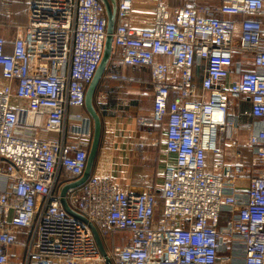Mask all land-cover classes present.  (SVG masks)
<instances>
[{
    "label": "built area",
    "instance_id": "built-area-1",
    "mask_svg": "<svg viewBox=\"0 0 264 264\" xmlns=\"http://www.w3.org/2000/svg\"><path fill=\"white\" fill-rule=\"evenodd\" d=\"M134 2L116 0L112 62L148 69L152 113L137 123L165 124L174 166L158 190L122 189L91 174L64 198L105 248L111 233H129L126 244L106 248L112 264H264V0L174 7L156 0L150 28L128 25ZM106 26L101 0H30L26 24L10 42L0 36V264H105L60 191L86 166L93 125L85 92ZM242 99L257 129L229 113ZM241 129L253 155L248 178L235 144ZM221 137L234 149L230 162ZM209 160L216 172L207 170ZM63 171L69 178L61 179Z\"/></svg>",
    "mask_w": 264,
    "mask_h": 264
},
{
    "label": "crops",
    "instance_id": "crops-1",
    "mask_svg": "<svg viewBox=\"0 0 264 264\" xmlns=\"http://www.w3.org/2000/svg\"><path fill=\"white\" fill-rule=\"evenodd\" d=\"M201 4L216 6L220 0H199ZM156 0H135L132 14L127 23L134 28H150ZM169 7L184 6L187 0H165ZM30 0H0V36L10 42L15 27L26 24ZM8 45H10L8 43ZM123 68V67H121ZM126 69L137 70V67ZM146 71V70H145ZM103 75L94 94L93 103L101 121V137L98 152L92 168V173L114 179L122 189L130 186L149 185L158 190L167 168L173 167L175 156L165 150V124H138L139 118H148L152 113L153 87L149 73L131 76L124 81L108 78ZM122 82L117 85H107L108 82ZM231 79L225 81L229 85ZM2 79L0 77V87ZM12 104L23 106L22 101L13 100ZM250 108L247 99L233 101L229 113L236 115L242 125L252 124L259 127L258 119L244 114ZM86 112L85 106L83 108ZM89 116V115H88ZM90 117V116H89ZM40 139L55 138L54 134L42 133L36 135ZM235 144L242 156L241 163L245 167L248 178L254 173L251 165L252 153L248 145V134L241 130L235 132ZM143 147L139 148L138 145ZM221 147L225 153V161L233 160L231 141L221 137ZM207 170L216 172L209 160ZM243 182V181H242ZM241 182V183H242ZM246 184V181L243 182ZM242 185V186H243ZM111 233L105 240L106 248L126 244L128 232ZM114 236V237H112ZM117 237V239H116ZM119 242V244H118ZM117 243V244H116Z\"/></svg>",
    "mask_w": 264,
    "mask_h": 264
},
{
    "label": "water",
    "instance_id": "water-1",
    "mask_svg": "<svg viewBox=\"0 0 264 264\" xmlns=\"http://www.w3.org/2000/svg\"><path fill=\"white\" fill-rule=\"evenodd\" d=\"M102 3L104 4L105 7V12H106V18H107V26H106V39H105V44L103 48V54H102V59L94 73V76L89 83L86 92H85V101H84V106L86 109V112L92 119V140H91V145L88 151V156H87V161H86V166L84 169V172L82 176L77 179L74 182H70L65 184L61 191H60V196H61V204L64 208V210L70 214L71 216L81 220L82 222L86 223L88 227L90 228L93 237L95 239V242L98 246V249L101 253V255L105 259V264H112L109 257L107 256L106 253V248L103 244V241L101 237L99 236L96 228L93 226L91 222H89L84 216L80 215L79 213L73 211L67 204L64 196L65 193L68 189L70 188H75L83 184L88 177L92 173V168L94 165V161L98 152L99 144H100V137H101V121L100 117L95 109L94 103H93V98L95 91L97 89V86L99 82L101 81L104 72L107 68V65L109 64L111 54H112V33L114 31L115 27V19H116V0H101Z\"/></svg>",
    "mask_w": 264,
    "mask_h": 264
},
{
    "label": "rangeland",
    "instance_id": "rangeland-1",
    "mask_svg": "<svg viewBox=\"0 0 264 264\" xmlns=\"http://www.w3.org/2000/svg\"><path fill=\"white\" fill-rule=\"evenodd\" d=\"M112 67H113V68H114V67L118 68V69H116V70H118L120 74L124 75V76L126 77V79H128V77H131V76H140V75L146 73V71L143 70V69L130 70V69H126V68H121V67H119L118 65H116V63H114V62H113V64H112ZM119 83L121 84L122 82H119ZM119 83H118V82H112V81H110V82L107 83V85H117V84H119ZM224 219H225V218L222 217V218H221V222H223ZM22 232L25 233L26 231L23 230ZM26 233H27V232H26ZM221 264H223V263H221Z\"/></svg>",
    "mask_w": 264,
    "mask_h": 264
},
{
    "label": "trees",
    "instance_id": "trees-1",
    "mask_svg": "<svg viewBox=\"0 0 264 264\" xmlns=\"http://www.w3.org/2000/svg\"><path fill=\"white\" fill-rule=\"evenodd\" d=\"M112 64H113V62H112V55H111V58H110V61H109V64L107 65V68H106V70H105V72H104V75L105 74H107V73H119V71L118 70H116V69H118V68H116V67H112ZM120 67V66H119ZM137 68H140V69H143V70H146L148 73H149V71H148V69H146V68H142V67H137ZM245 69H250V66H245L244 67ZM150 76V75H149ZM67 178H69V176H68V174L65 172V171H63V173H62V175H61V179L62 180H64V179H67ZM223 216V218H225V216H226V214H223L222 215ZM115 232H117L116 233V235H117V237L119 236V234H121V233H124L125 231H115ZM112 237H114V236H112ZM117 237H116V239H117ZM106 244V243H105ZM117 244V243H116ZM118 244H119V242H118ZM114 246H112V248H113Z\"/></svg>",
    "mask_w": 264,
    "mask_h": 264
}]
</instances>
